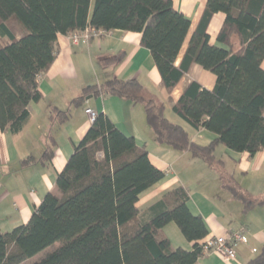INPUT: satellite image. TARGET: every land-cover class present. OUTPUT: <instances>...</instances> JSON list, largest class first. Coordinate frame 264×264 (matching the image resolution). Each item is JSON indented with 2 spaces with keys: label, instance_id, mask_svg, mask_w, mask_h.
<instances>
[{
  "label": "trees",
  "instance_id": "trees-1",
  "mask_svg": "<svg viewBox=\"0 0 264 264\" xmlns=\"http://www.w3.org/2000/svg\"><path fill=\"white\" fill-rule=\"evenodd\" d=\"M216 14L225 16L217 45L208 33ZM11 21L25 33L22 38L10 30ZM191 26L173 0H0V129L13 135L23 131L29 105L42 99L39 80L56 58L59 35L86 28L139 33L169 101L193 65L216 77L213 90L190 82L173 110L193 129L217 138L207 145L193 141L185 128L165 117L164 103L146 97L138 80H109L85 90L75 103L92 93L142 104L156 142L217 170L245 210L263 206L264 199L252 200L227 178L215 151L222 146L255 156L264 150V0H207L184 50ZM69 116L57 113L60 124ZM52 158L53 152H46L44 161ZM165 176L151 164L145 147L98 114L57 176L60 194H47L26 225L0 234V264H196L209 254L208 230L203 218L191 213L184 189L167 193L149 209V218L142 219L137 208L140 195ZM169 223L178 226L192 250H172L170 241L159 236ZM246 264H264V248Z\"/></svg>",
  "mask_w": 264,
  "mask_h": 264
},
{
  "label": "crops",
  "instance_id": "crops-1",
  "mask_svg": "<svg viewBox=\"0 0 264 264\" xmlns=\"http://www.w3.org/2000/svg\"><path fill=\"white\" fill-rule=\"evenodd\" d=\"M175 8L187 16L191 30L184 50L196 29L207 0H173ZM223 14H216L209 26L211 44L216 43L224 22ZM14 36L20 39L24 32L18 27ZM57 55L39 80L42 99L29 105V120L17 135L0 129V234L26 225L47 194L59 195L56 179L73 155L76 146L87 134L93 121L87 110L103 114L123 134L135 139L138 147H145L151 164L166 173L165 178L140 195L137 208L141 218L151 216L149 209L167 193L184 189L188 194L187 205L191 213L203 218L208 236L204 240L241 231L248 243L237 248V259L226 263L216 253L205 254L196 264H246L264 248V205L245 210L242 201L223 186L217 170L194 159L188 152H179L159 144L147 122L145 108L117 96H94L87 93L80 103L75 101L90 87H100L112 79L138 80L147 98L165 104V117L185 128L193 141L207 145L217 138L206 130L193 129L177 115L173 106L192 81L213 90L216 77L199 65L190 72L172 93L173 102L162 86L161 75L151 52L141 45V34L116 30L102 37H93L88 43L74 45L70 35H59ZM115 59V60H114ZM118 59V61H117ZM181 56L176 65L179 64ZM114 60L110 65H105ZM264 68V63H263ZM69 113V119L60 124L57 113ZM46 152H53L50 162L44 161ZM216 157L223 161L224 174L247 192L252 200L264 199V150L255 156L234 153L220 146ZM30 164L24 165L26 160ZM159 236L167 238L171 249L192 250L175 223L167 224ZM255 250V253H252Z\"/></svg>",
  "mask_w": 264,
  "mask_h": 264
},
{
  "label": "built area",
  "instance_id": "built-area-1",
  "mask_svg": "<svg viewBox=\"0 0 264 264\" xmlns=\"http://www.w3.org/2000/svg\"><path fill=\"white\" fill-rule=\"evenodd\" d=\"M105 35L102 31H98L93 28H86L85 30L73 33L70 35V40L74 45L79 43H88L93 37H102ZM87 115L91 121H94L96 118L95 112L92 110H87ZM248 243L247 236L241 231H231L229 234L216 236L206 240L205 249L209 253H216L222 257L226 263H232L237 259V248L240 245ZM255 250H252V253H255Z\"/></svg>",
  "mask_w": 264,
  "mask_h": 264
},
{
  "label": "rangeland",
  "instance_id": "rangeland-1",
  "mask_svg": "<svg viewBox=\"0 0 264 264\" xmlns=\"http://www.w3.org/2000/svg\"><path fill=\"white\" fill-rule=\"evenodd\" d=\"M10 27H11L16 33H19V29H18V26H17V24L15 23V21H13L12 23H10ZM51 250H52V249H49V250L45 251L44 253H42V254L36 256V257L33 259V261H35V262L38 261L40 258H42V257L44 256V254L50 252Z\"/></svg>",
  "mask_w": 264,
  "mask_h": 264
}]
</instances>
